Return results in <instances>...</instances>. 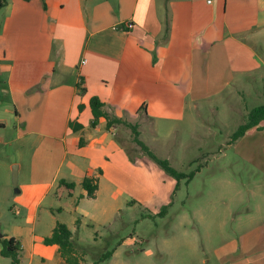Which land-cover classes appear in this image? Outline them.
<instances>
[{
  "label": "crops",
  "instance_id": "0c3cea01",
  "mask_svg": "<svg viewBox=\"0 0 264 264\" xmlns=\"http://www.w3.org/2000/svg\"><path fill=\"white\" fill-rule=\"evenodd\" d=\"M1 1L0 145L17 144L4 187L14 219L1 232L21 244L19 264H65L59 246L45 244L59 223L81 244L90 228L114 227L125 207L151 218L166 207V218L180 204L176 180L132 133L120 131L130 150L122 125L101 118L92 127V98L136 125L139 139L171 133L222 92L249 100L247 114L264 106V0ZM254 131L264 127L246 135ZM86 178L98 181L94 198ZM1 251L0 264H11Z\"/></svg>",
  "mask_w": 264,
  "mask_h": 264
},
{
  "label": "rangeland",
  "instance_id": "374dc122",
  "mask_svg": "<svg viewBox=\"0 0 264 264\" xmlns=\"http://www.w3.org/2000/svg\"><path fill=\"white\" fill-rule=\"evenodd\" d=\"M227 95L220 93L199 117L192 113L171 133L140 137L176 170L197 174L189 184L182 181L177 193L180 204L166 218H151L144 207H125L114 227L90 228L81 244L91 246L95 239L99 243L98 253L87 256L89 260L117 249L106 264H264V131L233 141V134L248 119L249 100L238 101L232 93L226 99ZM240 112L247 117L243 119ZM119 127V138L130 150L137 148L120 132L129 134L131 129ZM10 144L0 145V234L14 219L12 204L4 202L5 168L10 170L17 146ZM13 166L18 164L12 165V174ZM10 187L15 193L12 177Z\"/></svg>",
  "mask_w": 264,
  "mask_h": 264
},
{
  "label": "trees",
  "instance_id": "16d2710c",
  "mask_svg": "<svg viewBox=\"0 0 264 264\" xmlns=\"http://www.w3.org/2000/svg\"><path fill=\"white\" fill-rule=\"evenodd\" d=\"M25 1L29 2L32 0ZM2 6L3 3L0 0V7ZM91 108L94 118L91 124L93 128L98 126L99 120L101 118H105L108 121V128L116 125H123L130 128L133 134V141L140 147L141 151L151 161L157 164L166 174L176 180V190L179 189L182 181H185L186 184H189L194 179L197 174L196 171H193L189 174L180 172L173 168L167 159L159 158L145 143L139 139V132L136 125L129 124L123 119L114 117L105 111L104 104L97 97L91 99ZM257 127H264V106L257 107L249 112L246 123L242 124L233 134L232 140L237 141L238 139L244 137L248 131ZM61 184L66 186L69 191H72L75 188L74 184H67L63 181ZM82 187L88 192V196L90 198H94L95 193L98 190V181L97 179L86 178L82 183ZM166 210V207H164L157 216L164 217ZM0 244L2 245L1 255L4 258H9L11 260V264H19V252L21 250V244L14 238L7 239L5 237L0 239ZM45 244L59 246V251L65 261V264H83L86 256H91L98 253L96 246H84L80 244L69 228L61 223L56 226L53 235L50 238L45 239ZM114 252L115 249H108L99 253L97 258H94L93 264L107 263L112 258Z\"/></svg>",
  "mask_w": 264,
  "mask_h": 264
},
{
  "label": "water",
  "instance_id": "95a60500",
  "mask_svg": "<svg viewBox=\"0 0 264 264\" xmlns=\"http://www.w3.org/2000/svg\"><path fill=\"white\" fill-rule=\"evenodd\" d=\"M18 181H19V176H18V167L14 166L13 169V174H12V183H13V187H14V191L15 193H19V189H18ZM3 238V235L0 234V239Z\"/></svg>",
  "mask_w": 264,
  "mask_h": 264
},
{
  "label": "built area",
  "instance_id": "2783aa9c",
  "mask_svg": "<svg viewBox=\"0 0 264 264\" xmlns=\"http://www.w3.org/2000/svg\"><path fill=\"white\" fill-rule=\"evenodd\" d=\"M207 2H208L209 4H211V3L213 2V0H207ZM130 27H132V25H131ZM132 242H136V241H132Z\"/></svg>",
  "mask_w": 264,
  "mask_h": 264
}]
</instances>
